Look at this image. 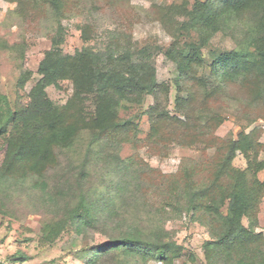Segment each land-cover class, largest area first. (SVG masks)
<instances>
[{"label": "trees", "instance_id": "1", "mask_svg": "<svg viewBox=\"0 0 264 264\" xmlns=\"http://www.w3.org/2000/svg\"><path fill=\"white\" fill-rule=\"evenodd\" d=\"M16 2L46 22L51 46L25 101L0 94V205L9 192L33 193L51 215L42 223L43 239L52 243L72 230L86 241L85 264L151 259L198 264L167 226L183 216L207 231L199 264H264V234L257 230L264 195L262 128L240 131L235 138L214 134L224 120L214 107L232 98V88L246 95L248 105L264 110V0L154 3L146 11L171 38L164 55L176 72L172 115L166 105L170 84L157 80L147 48L135 51L128 34L120 32L103 50L85 45L68 54L61 25L67 0ZM81 33L87 39L90 29ZM217 33L232 47L212 52L210 40ZM10 48L0 37V50ZM31 75L28 68L21 70L17 86L24 88ZM64 80L72 93L58 105L47 89ZM147 96L153 103L137 118L148 116V145H203L198 159H188L173 173L112 150L137 141V123L119 112L126 104L142 106ZM76 146L81 148L77 171L61 164ZM237 154L245 167L233 164Z\"/></svg>", "mask_w": 264, "mask_h": 264}, {"label": "rangeland", "instance_id": "2", "mask_svg": "<svg viewBox=\"0 0 264 264\" xmlns=\"http://www.w3.org/2000/svg\"><path fill=\"white\" fill-rule=\"evenodd\" d=\"M193 0H67L68 10L61 18L64 40L62 48L65 53L73 54L75 50L88 45L103 50L113 42L120 32H125L131 38L135 51L147 48L151 62L155 67L156 78L169 83L170 93L166 100L167 110L172 115L173 96L176 76L174 64L168 60L164 51L171 38L149 13L152 4L169 5ZM24 4L18 5L16 0H0V37L5 39L12 48L0 50V94H5L10 101H25L27 92L38 78L37 68L44 52L51 46L46 22L41 16H33ZM18 10V11H17ZM27 14H26V13ZM83 27H88L90 33L87 39L81 35ZM209 49L231 48V41L217 33L210 40ZM208 48L203 52L209 58ZM31 70V78L24 88L17 86V78L24 68ZM48 94L56 104H64L72 93L68 80L60 82L59 87H48ZM232 98L220 101V107H214L224 116L223 122L216 128L214 134L218 137L235 138L240 131H250L254 127L262 128L260 141H264V110L254 105H248L246 95L239 89L232 88ZM153 103L152 96H147L142 106L126 104L120 109L122 119H131L137 123V141L122 142L119 147L112 149L120 157L134 155L149 168L162 173H173L188 159H198L203 153V145L186 147L173 142L163 146L148 145L145 141L150 121L146 114L140 111L147 109ZM213 106V105H212ZM142 114V113H141ZM81 148L74 147L61 164L76 170L80 165ZM208 155L213 149L206 150ZM4 154V145L0 139V163ZM207 156V155H206ZM236 167H245V160L241 154L233 160ZM98 170H101L98 168ZM77 171V170H76ZM264 180V173L259 174ZM1 196V195H0ZM156 201V196L154 198ZM51 216L38 205L35 195L28 190L9 192V198L0 205V262L3 264H85L88 254L82 252L86 246L85 239L75 235L72 230H64L52 243L43 239L42 223ZM246 224V220H244ZM167 226L174 230V238L185 248L186 253H193L198 264L203 260L202 243L208 238L206 229L196 222H190L187 217L179 221H169ZM264 234V195L258 213V227ZM94 235V234H93ZM87 233L84 237H91ZM96 237V234H95ZM81 238V239H80ZM184 259V258H183ZM183 259L176 260L180 263ZM122 264H134L123 262ZM147 264H161L151 259ZM192 264V263H187Z\"/></svg>", "mask_w": 264, "mask_h": 264}]
</instances>
